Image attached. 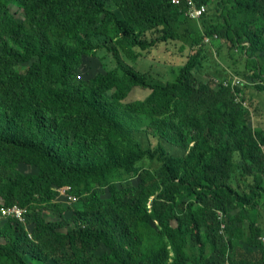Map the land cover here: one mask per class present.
Instances as JSON below:
<instances>
[{"label": "trees", "instance_id": "1", "mask_svg": "<svg viewBox=\"0 0 264 264\" xmlns=\"http://www.w3.org/2000/svg\"><path fill=\"white\" fill-rule=\"evenodd\" d=\"M213 1L221 20L186 31L199 48L175 81L129 65L74 81L99 49L136 61L182 39L177 24L204 22ZM197 2L209 4L200 20L172 0H0V200L27 209L25 222L0 216V264H264V128L196 73L209 36L264 61V0ZM136 88L151 92L127 102ZM66 186L78 197L70 218Z\"/></svg>", "mask_w": 264, "mask_h": 264}, {"label": "rangeland", "instance_id": "2", "mask_svg": "<svg viewBox=\"0 0 264 264\" xmlns=\"http://www.w3.org/2000/svg\"><path fill=\"white\" fill-rule=\"evenodd\" d=\"M218 1H213L210 6V13L204 22L197 24L194 21H182L177 24V29L183 34L182 39L178 41H169L158 44L155 48L144 53V56L140 57L138 60H132L128 58L126 54L122 53L121 60L114 57V55L107 49H99L95 56L86 57L83 67L75 75L74 81L79 82V80H87L94 77L99 72H109L112 70H117V72L122 73L123 65H129L134 67L139 73L145 75L152 82H163L168 83L175 81L177 76L180 74L181 69L189 61L190 57L195 54L196 50L199 48L194 45V40L189 35H186V31L198 32L200 30L206 31L210 23L220 22L221 15L217 9ZM15 10V8H12ZM110 9L122 17L120 9L114 5L110 4ZM209 11V10H208ZM16 17L21 18V12L16 11ZM152 37V35H150ZM105 41H99L100 44H104ZM205 53L206 57L204 59L203 65L196 71L197 75L206 82L211 83L213 88H218L217 86H224V82L230 84L232 80L236 77L244 82L243 85L233 87L229 85L228 87L240 102L246 108H250L252 115L259 116L255 119L256 123L260 124L264 128V91L255 89L256 85L263 84L259 80H255L253 77L254 70H257V65L259 64L261 70L264 71V61L260 55L258 58L256 56L248 57L244 53H241L239 49L231 48L228 43L224 40L219 39L214 42L206 43ZM257 61V64L254 61ZM221 63V64H219ZM27 65L22 64L21 68L25 70ZM260 70V69H259ZM150 90L143 88H136L135 91L128 98L127 102L142 100L150 94ZM253 124V118L251 120V125ZM135 137L142 143L145 149H150L152 151H158L159 148L165 147L170 149L171 155L181 156L183 151L167 143H161L157 138L148 136L146 134H135ZM153 163L149 160H145L144 166L159 165ZM20 169L25 172H38L37 168L34 166L22 164ZM136 178V177H135ZM135 180V179H134ZM234 186H238L239 191L246 190L247 183L244 181H237ZM63 191L62 189L60 190ZM63 201L67 203L66 199ZM76 203V202H75ZM73 203L72 205H74ZM72 208H67L64 216L67 218L72 217L74 211L79 208V206L74 205ZM260 227H261V238L260 240L264 243V207L260 206ZM53 213L51 209L48 210ZM220 219L222 223V233L225 234L226 228V216L220 213ZM225 264H231L229 260Z\"/></svg>", "mask_w": 264, "mask_h": 264}, {"label": "built area", "instance_id": "3", "mask_svg": "<svg viewBox=\"0 0 264 264\" xmlns=\"http://www.w3.org/2000/svg\"><path fill=\"white\" fill-rule=\"evenodd\" d=\"M172 3L175 5H185L187 9V15L194 20H200L204 17V15L209 10V4L206 2L198 3L197 0H172ZM216 39H213L212 37H206L205 42L206 43H212L217 39L218 36H215ZM244 82H242L238 78H234L230 84L228 82H224V86L228 87L231 85L232 87L234 85L240 86L243 85ZM238 101V99H236ZM61 190V189H60ZM61 194L66 199L67 203L70 205L73 202H76L78 199L75 195L71 194L72 188L70 186H66L62 188ZM27 213V209L22 208L20 206L14 205V206H6L2 200H0V216L2 217H12L15 219H20L22 222L26 221L25 215ZM221 213V212H220ZM32 237V235H30Z\"/></svg>", "mask_w": 264, "mask_h": 264}, {"label": "clouds", "instance_id": "4", "mask_svg": "<svg viewBox=\"0 0 264 264\" xmlns=\"http://www.w3.org/2000/svg\"><path fill=\"white\" fill-rule=\"evenodd\" d=\"M77 199H78V197H77ZM77 201H78V200H77ZM77 201H76V202H77ZM73 203H75V202H73ZM73 203H72V204H73ZM72 204H70V205H72Z\"/></svg>", "mask_w": 264, "mask_h": 264}]
</instances>
